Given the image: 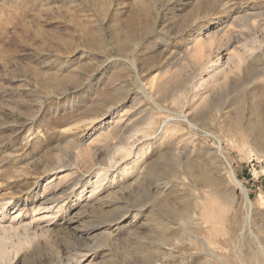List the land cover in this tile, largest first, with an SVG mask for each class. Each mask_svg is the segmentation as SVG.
<instances>
[{"label": "rangeland", "instance_id": "obj_1", "mask_svg": "<svg viewBox=\"0 0 264 264\" xmlns=\"http://www.w3.org/2000/svg\"><path fill=\"white\" fill-rule=\"evenodd\" d=\"M54 173L76 193L27 206L18 264H264V0H0V202ZM99 173L101 201L76 183Z\"/></svg>", "mask_w": 264, "mask_h": 264}, {"label": "bare ground", "instance_id": "obj_2", "mask_svg": "<svg viewBox=\"0 0 264 264\" xmlns=\"http://www.w3.org/2000/svg\"><path fill=\"white\" fill-rule=\"evenodd\" d=\"M230 40V39H229ZM211 42V41H210ZM203 43H205L203 41ZM200 44L199 47H197L195 49V47L193 49L194 50V59H196V64H197V68H203V57L204 55L207 53V50L208 47H207V50H205L204 48V45ZM212 43V42H211ZM214 43V42H213ZM224 43V42H223ZM207 44V42H206ZM222 44V43H221ZM224 45V44H223ZM219 46V45H218ZM211 47V46H210ZM220 47H223V46H220ZM213 48V47H211ZM218 48V47H217ZM220 49V48H219ZM224 49V48H223ZM226 49V48H225ZM212 50V49H211ZM227 50V49H226ZM216 51H219V50H216ZM190 52V51H189ZM212 53V52H211ZM215 54V52L213 53ZM230 54V53H228ZM207 56V55H206ZM218 56V55H217ZM216 56V57H217ZM230 57L228 58V60L226 61V63H222L221 64V61L220 59L219 60H214L212 61V64L208 65V67H206L204 69V71H207V69L210 68V70H208L207 72L209 73L208 78H214L215 76L217 75H220L221 74H225V71H226V68L231 65V61L236 58V55L235 54H230L229 55ZM211 63V62H209ZM240 65V64H239ZM167 66V65H166ZM169 66V65H168ZM173 66V65H172ZM241 66V65H240ZM245 66V65H244ZM231 67V66H230ZM229 68V67H228ZM207 73V74H208ZM203 74H201L202 76ZM204 76V75H203ZM201 77V80L204 79V77ZM207 76V75H206ZM200 78V77H199ZM207 78V77H206ZM163 82V81H162ZM212 82V81H211ZM165 83V82H164ZM163 83V84H164ZM203 83V81H202ZM201 83V84H202ZM204 84V83H203ZM158 85V84H157ZM159 86V85H158ZM163 86V85H162ZM206 86V85H205ZM158 89V87H156ZM205 88V87H204ZM158 91V90H157ZM160 91V90H159ZM176 94V93H175ZM179 94V93H178ZM181 95V94H180ZM186 95V94H185ZM152 96V95H150ZM183 96V95H182ZM180 97V96H179ZM185 97V96H183ZM154 98V97H153ZM157 98V97H156ZM186 98V97H185ZM196 98V97H195ZM178 99V98H177ZM182 97H180V100H177L179 102V105H181V102L183 100H181ZM152 100V99H150ZM154 100V99H153ZM173 101V100H172ZM177 102V104H178ZM156 104V102L154 103ZM175 103L174 106L177 105ZM177 105V106H179ZM142 106V105H141ZM140 106V107H141ZM158 106V104H157ZM143 107V106H142ZM224 107V106H223ZM232 107V106H231ZM138 108V107H137ZM177 108V107H176ZM238 108V107H237ZM167 108H165L166 110ZM155 110V109H154ZM164 110V109H163ZM237 110V109H236ZM146 111V110H145ZM176 110H174L175 112ZM181 111V110H180ZM170 112V111H169ZM176 112H179V111H176ZM183 112H184V109H183ZM182 112V114H183ZM192 112V111H189V113ZM194 112V111H193ZM220 112V111H219ZM147 113V112H146ZM186 113V112H185ZM185 113H184V117L187 121H195V112L194 113H191L189 114L188 111L185 116ZM171 114V113H170ZM177 114V113H176ZM181 116V115H180ZM137 117V116H136ZM141 117V116H140ZM170 117V116H169ZM138 118V117H137ZM146 118V117H145ZM152 118V117H151ZM173 118V117H172ZM147 119H149L147 117ZM168 119V118H167ZM181 119V118H180ZM179 120V118L177 119ZM184 119H182V122H183ZM199 120V119H197ZM138 121V120H137ZM153 119H150L149 123H152ZM170 122V120H169ZM174 122V121H173ZM179 122V121H178ZM157 123V122H156ZM195 123V122H194ZM194 123H189V124H194ZM161 124V123H160ZM182 124V123H181ZM165 125V124H164ZM174 125V124H173ZM176 125V124H175ZM117 126V125H116ZM177 126V125H176ZM195 126V125H194ZM162 127H164L162 125ZM193 127V126H192ZM197 127V126H196ZM138 128V127H137ZM148 128V127H147ZM141 129V128H140ZM144 129V128H143ZM154 129V128H153ZM164 129V128H163ZM174 129V128H173ZM176 129V128H175ZM254 129V128H253ZM252 129V130H253ZM260 129V128H259ZM171 130V127H168L166 128L165 127V130H163L164 132L166 131L167 134L168 132ZM184 129H182L183 131ZM162 131V130H161ZM176 131V130H174ZM249 131V130H248ZM137 133H139L138 131H136ZM149 132V131H148ZM147 130L144 131V133H148ZM180 132V131H179ZM162 133V132H161ZM160 133V134H161ZM174 133V132H173ZM211 133V132H210ZM165 134V133H163ZM173 135V134H171ZM181 135V134H180ZM152 137V136H151ZM150 138V137H149ZM164 138V136H163ZM167 138V137H166ZM173 139V138H172ZM178 139V138H177ZM158 140V139H157ZM175 140V139H174ZM173 143V142H172ZM174 144V143H173ZM120 145V144H119ZM137 145V144H136ZM176 145V144H175ZM131 146V145H130ZM129 146V147H130ZM166 146V145H165ZM174 146V145H172ZM133 147V146H132ZM135 148V147H134ZM164 148V147H163ZM118 149V148H117ZM138 149V147H137ZM144 149V147H143ZM219 149H220V152H221V155L223 157V159L227 162L228 166L230 167V172H229V176L231 178L232 181H234L237 185H239V187L241 188L242 192L244 193L245 195V198L247 200V202H250L251 199L249 197V194L246 190V187L244 186V184L237 178L233 168H232V165L231 163L228 161L227 157L224 155L223 153V150H222V142H221V139H219ZM119 150V149H118ZM127 151V152H130L129 154H131L132 152V148L128 149V148H124V147H121V151ZM142 150V149H141ZM179 151V149H178ZM134 152V151H133ZM183 152V151H182ZM123 153V152H122ZM126 153V152H125ZM146 154V153H145ZM177 154V153H176ZM144 155V152L143 151H138V153H134V159L133 161L131 162H135L136 163V166L138 167L139 169V166H140V162L144 159L143 157ZM179 155V154H177ZM113 158V157H111ZM181 158V157H180ZM110 158H108L109 160ZM179 159V158H178ZM176 159L177 160V167L181 166L182 164V160L181 159ZM112 160V159H110ZM116 160V159H114ZM146 162V161H144ZM184 162V161H183ZM147 163V162H146ZM144 166V165H143ZM105 167V166H104ZM189 167V166H188ZM108 169H110L109 167H106ZM129 168H131L129 165L125 166L124 168V171L127 172L129 170ZM191 168V167H190ZM54 169V168H53ZM72 170V169H71ZM100 170V169H99ZM135 171V169H134ZM106 172V171H104ZM136 172V171H135ZM190 172V171H189ZM126 174V173H125ZM56 173H54L48 180H47V183L45 184L44 188H43V191L40 193H36L33 198L29 199V198H25L24 200L22 199H19V200H14V202L12 203V206L14 208H17L16 212L17 214H10V212L6 211V208L8 207L7 205H10V200L13 199V197H9V198H2V202H0V264H18L19 262V258L21 257L20 255H22V252L24 249L28 248L32 243L33 241H35L37 238L36 237H42V236H45V233H44V230L43 228L45 227L43 225V228L41 227L40 229L38 228H32L31 226V223H24L23 220H21V216H23L24 212L26 211L27 209V206H30L31 207V210H34L35 212H40L42 214H45V216H50L52 218L51 215H56L58 213V211L62 208L64 209V203L66 202L67 199H70V197L76 193L75 191V188H72V183H70L69 181H64L60 184H52V181H54L56 179L55 177ZM100 175V173H99ZM97 177V179H95L96 181L93 183L91 179L87 180L85 178H80L77 180V184H80V187H82V191L81 193H84L86 191V185L87 184H91L90 186H92V191H91V195L89 194L88 197H95L97 198L98 200L100 199V201L102 200L101 196L103 194V192L100 191V186H103L101 184V182L98 181V178L101 177V175ZM103 176V175H102ZM107 176V175H106ZM173 176H175V174H173ZM69 177V176H68ZM151 177V176H150ZM126 178V177H125ZM58 179V178H57ZM56 179V180H57ZM69 179V178H67ZM100 179V178H99ZM70 180V179H69ZM115 180V179H114ZM113 180V181H114ZM161 180V179H160ZM171 179H164V181H160L162 182L161 183V186H162V189L167 186V184L169 183ZM101 181V180H100ZM57 182V181H56ZM160 182H158L160 184ZM171 182V181H170ZM101 183V184H100ZM114 183V182H113ZM117 183V182H116ZM93 184H96L95 186ZM149 184V183H148ZM76 186V185H75ZM107 186V185H106ZM160 186V187H161ZM104 187V186H103ZM159 187V186H158ZM108 188V187H107ZM110 189V188H109ZM113 189V188H112ZM156 189V188H155ZM159 189V188H158ZM161 191L159 190L158 192V196L162 193V190ZM71 190V191H69ZM104 191V190H103ZM110 192V191H109ZM114 192V191H112ZM20 195V194H19ZM80 195V194H79ZM110 195V194H109ZM154 195V194H153ZM152 195V196H153ZM10 196V195H9ZM86 196V195H85ZM19 197V196H18ZM27 197V196H26ZM81 199H82V196H80ZM16 198V197H15ZM91 198V199H92ZM161 198V197H160ZM29 199V200H28ZM88 198L84 199V201L86 200L87 201ZM73 200V199H71ZM83 200V199H82ZM29 201V202H28ZM162 201V200H161ZM62 203V204H61ZM67 203V202H66ZM87 203V202H86ZM92 203V202H91ZM94 203V202H93ZM97 203V202H96ZM103 203V202H102ZM164 203V202H163ZM77 204V203H75ZM85 204V203H84ZM100 204V202H99ZM66 205V204H65ZM78 206V205H77ZM138 206V205H137ZM136 206V207H137ZM142 206V205H141ZM167 206V205H166ZM64 207V208H63ZM135 207V208H136ZM57 208V210L55 211V209ZM139 208V207H138ZM73 209V208H72ZM77 209V208H76ZM137 209V208H136ZM142 209V208H141ZM65 210V209H64ZM68 211V210H67ZM66 213V212H64ZM59 214V213H58ZM63 215V213H61ZM69 215V214H68ZM70 216V215H69ZM68 216V217H69ZM56 217V216H54ZM67 217V218H68ZM46 218V217H44ZM82 218V217H81ZM73 219V218H72ZM66 220V218H65ZM64 220V221H65ZM79 220V219H78ZM71 221V220H70ZM21 224L22 227H23V230H21V227L19 229V227L16 226V224ZM20 226V225H19ZM42 226V225H41ZM34 227V226H33ZM38 227V226H37ZM47 227V226H46ZM46 229V228H45ZM20 256V257H19ZM220 260V259H219Z\"/></svg>", "mask_w": 264, "mask_h": 264}]
</instances>
